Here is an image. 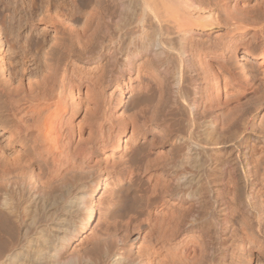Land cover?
Wrapping results in <instances>:
<instances>
[{"label":"bare ground","instance_id":"1","mask_svg":"<svg viewBox=\"0 0 264 264\" xmlns=\"http://www.w3.org/2000/svg\"><path fill=\"white\" fill-rule=\"evenodd\" d=\"M20 1L0 0V57L7 44L34 65L11 75L0 60V264H264L262 96L227 57L264 60V45L242 38L218 52L193 36L214 6H231L244 29L245 0ZM140 68L163 80L142 82ZM162 124L166 158L152 160L155 149L134 164ZM146 173L160 179L156 194L130 216L133 179ZM88 226L93 245L73 246ZM130 226L142 233L134 256Z\"/></svg>","mask_w":264,"mask_h":264},{"label":"rangeland","instance_id":"2","mask_svg":"<svg viewBox=\"0 0 264 264\" xmlns=\"http://www.w3.org/2000/svg\"><path fill=\"white\" fill-rule=\"evenodd\" d=\"M14 1H15V3L13 5H15V6H17V3L21 2L20 0H14ZM66 1H68V0H66ZM93 1H96V0H91L92 3H93ZM228 1L229 0H227V2ZM241 1L242 0H239V3ZM97 2L98 3L101 2L100 4L106 6V5L111 3V0H97L96 3ZM241 3L243 5H241ZM241 3H240V5L242 7L241 6L240 7H241L242 11H243V7L245 10H246L245 7H247L248 10L245 11L246 13H244V14L250 18L249 22L247 21V23H245L246 25L244 24L245 25V26H243L244 29L241 27V28H239L240 30L237 29V31H236L235 28H233V26L231 25L230 21H233V20H229V18L230 17L232 18V16L236 17V14H237L234 10H231L232 8L230 9L231 6L229 8L224 7V9L225 10L228 9V11L223 10L222 6H221L222 8L220 6H218L219 9H217V7L215 8V6H214V7H212L213 11L210 12L212 15V19H209V18L206 19V21L209 24L208 27H206L205 29L200 30L198 32H194L195 34H193V36L195 37L194 42L195 41L198 42V43L196 42L197 48L199 47L198 45H200L201 49L205 48V47L207 48V46L208 47L210 46L212 48L213 45L216 44L217 48L214 47L216 49V51H218V50L223 51L228 45H231V43H234V42L235 43L239 42L240 41L239 39H242V38H244V39H242L241 41H246V39L248 40L247 43L250 41L248 45L251 46V48L253 47V49L255 48L254 46H257V48H258V46L262 47L264 45V0H245L244 3H243V1ZM221 5H223V3ZM18 7H19L18 9H20L19 5H18ZM229 9H230V11H229ZM0 12L1 13L4 12V8L1 5H0ZM230 12L233 15H231ZM18 15H19V13L16 15V18L18 17ZM14 22L12 21V23H14ZM14 25H16V23ZM23 25H24V27L22 29H20L21 31L20 30L18 31L20 34V38H17L18 39L17 47L15 46L16 49L18 48L19 50L21 49L20 46L23 45L25 34H27V33L29 34L27 27L30 28V25H32V24L25 22ZM33 35H35V32H33ZM240 35H241V37H240ZM236 37L238 40L236 39ZM223 43H224V45H223ZM222 45H223V47H222ZM2 49L4 52L2 54V57H0V60H2V64H3L4 68L8 69V70H6L7 74L9 73L11 75L12 74L13 75H21V74L26 72V71H24V69L27 66L29 69L30 68L33 69L34 65H32L33 64L32 60H31L32 57L29 59L28 58L29 56H27L25 54H17L16 52L15 53L8 52V45L7 44L2 46ZM215 49L212 48V50H214V51H215ZM227 57L230 58V60L228 62V66L231 69V71L236 74V77L237 78L242 77V72H245L246 73L245 79L247 80V83H248L247 86L249 85L248 87H251V88L253 87L252 89L256 90L257 92H259V94H261V95L258 94L259 96H262V97H260L261 98V101H260L261 105L258 109V114H259L258 118H259L264 113V60H261L259 55L256 52L254 53V57H249L245 54L242 55V53H240V52L237 53L235 57L233 54L231 55V53L228 54ZM38 62H39V59H36L35 63L38 64ZM138 62H140V61H138ZM138 62L135 63V69L133 70L134 73L132 72L133 73L132 78H134V76H135V71H136V68L138 67V64H141ZM239 64H241V65H239ZM79 66L83 67V72H86V73L97 74L96 72H100V71H98L97 67H94V66H96L95 64H92L91 66H88V67L87 66L84 67L85 65L80 63ZM142 66L147 68L144 64H142ZM93 67L95 68V70L97 69V71H95L93 69ZM84 68H86V69H84ZM145 68H142V69L140 68V71H139V73H141V74H139L141 76V77H139V79L141 78L140 80L142 82L147 81V79L150 81L153 79L152 76L150 74H148L147 69H145ZM28 72H29V70H28ZM142 72H143V74H142ZM154 76H155V74H154ZM124 77L126 78L127 76L124 75ZM242 78H240V79H242ZM158 79H159V81H161L162 78L158 77V75H157V76H155V78L153 80L158 81ZM15 81L13 80V83L17 84V82H15ZM162 82H160V83H162ZM26 84H27L26 78H23V86L24 85L26 86ZM7 89H8L7 86L3 87L2 84L0 83V111L2 109L4 110V105H5L4 102H6V100H4V99H6L5 97H6ZM260 91H261V93H260ZM106 92H108V89H106ZM151 94H148V98L143 100L145 102L140 101L141 104L138 107L139 109H141L143 111H149L150 110L149 107H151L152 105L155 104V102L157 100L156 99L157 97H155L156 94L154 92H152ZM153 98H154V100H153ZM204 103H205V101H204ZM204 103H202V105ZM45 114H48V112L46 113V111H45L43 116H45ZM198 114H199V111H198ZM178 117H179V115L177 117L175 115V117H173V118L174 119L176 118V120L180 121ZM180 123L181 122H179V124L175 125L174 127L176 128V127L182 126V124H180ZM163 126H165V125L162 124L161 126L157 127L156 130L151 129L150 132L147 133V138H148L147 144L144 147L139 148V151H137L135 157L133 158L134 164L136 162L138 164H142V163L144 164L145 161H147L146 154L148 153V151L151 152V150L154 151L155 149H158V150L161 149V152L162 151H164V152L160 153L159 155H161V154L162 155L158 158H156L158 153H154L151 156V159L154 155H156V156H154L153 158L158 159V162L163 161V159L166 158L165 154H168V151L171 150V147L168 145V142H166V140L169 136L168 135V129L165 127L163 128ZM262 131H263V133H262ZM262 131H261V133L264 136V124H263ZM1 133L2 132L0 131V135H1ZM129 142H130V143H128L129 147L128 148L126 147L127 148L126 150L128 152L130 150H132L133 147L135 146V144H133L131 140ZM177 144H178V141H177ZM260 146L264 149V140L262 141ZM262 155H264V153ZM155 177H156V179H155ZM158 180H160V179L158 178L157 174H155V173L152 174L151 176H148V173H146L145 175H141V176L139 175V176H137V178L133 179V182H132L133 187L132 188H133V191L135 190L134 192L136 193V197H135V199H133V198L131 199V197L128 196L127 198H128V201L129 200L131 201V202L129 201L130 203L126 200L128 202V203L126 202L127 204L133 203V204H131L132 205V211L131 212L133 214L130 213L129 214L130 216H133L135 214L137 216L138 211L140 210L142 204L145 203L146 198L148 199L150 197H153L156 194L155 190L158 187V183H159ZM155 181L157 183H155ZM122 217L125 218V215H122ZM125 219H127V218H125ZM263 225H264V219L262 222V227H264ZM89 229L90 228L88 226L85 230H83L78 235L77 239L73 243V246H81L82 245L84 247L90 248L93 245L92 239L94 237L92 238V236H94V235H93V233H91L92 236L90 235ZM128 230H129V232H128L129 237L131 236L132 238H135V237H137V238L132 242L128 241V243L125 245L124 249L127 253H129L130 255L132 254L134 256L138 250V247L141 246L142 233L139 229H137L136 226H130V227H128ZM260 242H261V246H264V238L261 239ZM253 264H256V263H253Z\"/></svg>","mask_w":264,"mask_h":264}]
</instances>
